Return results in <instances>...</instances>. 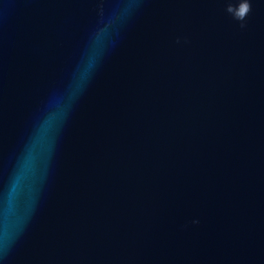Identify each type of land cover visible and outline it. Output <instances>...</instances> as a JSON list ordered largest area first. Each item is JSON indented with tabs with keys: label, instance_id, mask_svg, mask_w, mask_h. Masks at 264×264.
I'll return each mask as SVG.
<instances>
[{
	"label": "water",
	"instance_id": "water-1",
	"mask_svg": "<svg viewBox=\"0 0 264 264\" xmlns=\"http://www.w3.org/2000/svg\"><path fill=\"white\" fill-rule=\"evenodd\" d=\"M245 3L0 0V264H264Z\"/></svg>",
	"mask_w": 264,
	"mask_h": 264
},
{
	"label": "snow or ice",
	"instance_id": "snow-or-ice-1",
	"mask_svg": "<svg viewBox=\"0 0 264 264\" xmlns=\"http://www.w3.org/2000/svg\"><path fill=\"white\" fill-rule=\"evenodd\" d=\"M251 4L252 0H246V3L240 7L238 15L241 17V21H243L251 11Z\"/></svg>",
	"mask_w": 264,
	"mask_h": 264
},
{
	"label": "clouds",
	"instance_id": "clouds-1",
	"mask_svg": "<svg viewBox=\"0 0 264 264\" xmlns=\"http://www.w3.org/2000/svg\"><path fill=\"white\" fill-rule=\"evenodd\" d=\"M233 19H236V17H235V16H233Z\"/></svg>",
	"mask_w": 264,
	"mask_h": 264
}]
</instances>
